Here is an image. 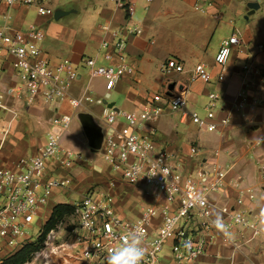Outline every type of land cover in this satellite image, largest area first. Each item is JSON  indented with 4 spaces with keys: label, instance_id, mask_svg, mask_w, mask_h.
I'll list each match as a JSON object with an SVG mask.
<instances>
[{
    "label": "crops",
    "instance_id": "1",
    "mask_svg": "<svg viewBox=\"0 0 264 264\" xmlns=\"http://www.w3.org/2000/svg\"><path fill=\"white\" fill-rule=\"evenodd\" d=\"M134 1L132 21L140 25L142 32L129 37L126 54L135 73L124 75L118 81L115 91L122 95L119 108L140 111L153 94L165 93L174 82L176 85L171 90L185 94L188 110H199L208 101L209 91L215 90L221 117L229 112L246 76L252 81L248 86L250 93L259 91L261 77L254 72L248 75L246 65L253 63V68L264 73V0ZM256 1L259 8L247 16L248 3ZM38 5L52 9L53 13L40 14ZM196 5L201 9H196ZM58 10L63 14L56 18ZM128 22L127 11L113 0H35L30 5L14 4L11 7L0 0V27L10 26L12 32L27 31L30 27L43 29L45 36L40 46L45 55L53 63L70 59L79 67L80 77L68 88L70 95L76 97L106 94L107 81L102 77H90L82 67V59L100 54L101 42L112 41L111 31ZM103 24H108L110 30H102ZM234 32L238 33L241 45L234 48L229 62L221 68L216 64L215 56L222 40ZM173 57L183 63L184 72L173 74L161 70L162 63ZM200 62L212 75L210 83L192 80L193 68ZM220 71L225 74L222 81L217 78ZM97 85L101 90L96 89ZM9 89H13L12 92ZM113 91H110L109 99ZM0 102V166L6 168H15L20 158L36 153L56 115L74 112L76 130H68L61 144L82 155L85 145L90 155H84L87 162L77 161L68 169L59 168L55 161H50L49 170L54 176L62 178L72 174L71 186L75 185V191L55 189L47 205L49 215L53 206L65 203L60 197L69 195L80 199L83 195L80 193L88 188L84 189L82 185L94 184L99 178L101 181L113 178V184L106 183L117 197V210L124 217L135 219L146 203L153 202L154 197L146 195L143 188L114 178L109 174L111 170L107 164L108 172L98 163L95 155L102 151L103 140L98 150L90 145L80 115L88 114L104 137L111 129L104 122L103 103L84 101L76 110L68 100L46 103L38 99L30 103L10 58L2 64ZM109 103L117 105L115 99ZM230 119L228 125L218 130L200 129L181 113L169 110L148 121V125L156 129V144L171 152L172 163L184 173L195 175L204 165L218 166L227 172L222 187L210 194L214 217L222 216V206L235 204L241 188H252L255 192L253 200L246 198V210L256 214L264 209V104L252 102L244 110L233 111ZM8 140V148L4 150ZM192 145L200 149L195 157L190 156ZM93 168L96 174L93 179H88L86 175L93 174ZM158 224L159 218L154 219L153 227ZM191 226H198L196 217ZM193 264H264V233L236 250L219 242L213 244Z\"/></svg>",
    "mask_w": 264,
    "mask_h": 264
},
{
    "label": "built area",
    "instance_id": "2",
    "mask_svg": "<svg viewBox=\"0 0 264 264\" xmlns=\"http://www.w3.org/2000/svg\"><path fill=\"white\" fill-rule=\"evenodd\" d=\"M1 1L8 7L35 2ZM113 1L127 11L129 22L111 31L114 37L112 41L101 42L100 54L82 59V67L90 77H102L107 81L106 99H109L110 91L115 90L124 75L135 73V68L127 59L126 47L131 35L142 32L140 25L132 21L135 1ZM195 8L201 9L199 5ZM38 11L42 15L53 13L52 9L41 5H38ZM102 30H110L109 25L103 24ZM44 36V31L37 27L13 32L10 26L0 27V73L3 62L10 58L30 103L38 99L46 103L68 100L76 110L84 101H93L88 95H70L68 88L81 75L79 67L70 59H61L56 63L50 61L40 46ZM240 45L237 32L224 38L215 56L216 64L224 68L234 48ZM101 58L105 62H101ZM253 67V63L246 65L248 75L253 72L260 75L259 91L250 93L248 86L252 81L246 76L229 112L221 117L219 96L215 90L208 93V101L203 105L204 115L199 110L187 109L188 101L183 92L168 88L165 93L153 94L140 111L109 106L104 99L95 100L105 105L104 122L111 129L103 137L104 162L123 181L143 188L145 194L152 195L154 200L146 203L135 219L118 212L117 197L110 191L89 190L75 200V227L69 251L65 250L75 264H106L109 250L122 243L120 237L137 228L143 232L146 248L143 264H193L213 244L219 242L236 250L264 233L259 220L262 209L252 214L244 208L246 198H255L252 188H241L233 206L220 208L225 230L214 227L212 221L216 217L213 215L214 204L210 194L222 187L227 172L218 166L204 165L195 175L184 173L172 163L171 152L156 144V129L148 125L149 119L158 117L166 110L181 113L185 119L189 118L204 130H218L228 125L233 111L244 110L252 102L264 104V73ZM161 70L176 74L184 72L185 68L173 57L162 63ZM217 78L218 81L224 80V72L220 71ZM192 80L211 82L212 75L204 63L194 66ZM12 90L9 89L10 92ZM73 118L74 112L56 115L44 143L35 154L20 158L15 168L0 166V262L25 243L33 241V232L40 234L42 225L48 219L47 205L54 190L68 189L73 183L71 174L62 178L54 176L49 170L50 161L65 169L77 161H88L81 153L61 144ZM199 153V147L192 145L190 156L195 157ZM262 168L264 175V166ZM145 174L153 176L149 178ZM194 217L197 218L196 228L191 226ZM156 218H159V224L154 228L153 220ZM35 225L39 227L36 229Z\"/></svg>",
    "mask_w": 264,
    "mask_h": 264
},
{
    "label": "rangeland",
    "instance_id": "3",
    "mask_svg": "<svg viewBox=\"0 0 264 264\" xmlns=\"http://www.w3.org/2000/svg\"><path fill=\"white\" fill-rule=\"evenodd\" d=\"M43 30V29H42ZM47 58L52 61L48 56ZM53 62V61H52ZM97 90H101L100 85L96 86ZM159 92V91H157ZM100 93V92H99ZM122 95H118L116 93V91L114 90L112 93V98L111 99H106V97L100 94H96L95 97L92 96L93 101L97 100L98 98L104 99L106 100L108 103L111 102L112 100H116L117 101V105L116 107L119 108V106H121L120 104V99ZM96 105V104H94ZM102 106H105L104 104H102ZM96 107L98 108V105H96ZM122 108V107H120ZM100 110V108H99ZM100 112V111H99ZM199 113L204 115L205 111L203 109V107L199 108ZM76 130V120L73 119L71 126L69 128V130ZM81 132V130H80ZM8 144H9V140L7 141V144L4 146V150H6L8 148ZM83 150V154L86 155H90L89 153V148L87 146H82ZM83 155V156H84ZM92 155V154H91ZM98 158V163L105 168L106 167V163L103 162V157H102V151H97V154L95 155ZM94 169V168H93ZM92 169V170H93ZM91 170V169H89ZM107 170V167H106ZM95 169L92 171L93 174L89 173L88 175H86V177L88 179H93L92 177L95 176ZM99 171V170H98ZM109 170H107L108 172ZM71 174V173H70ZM109 174L111 176H113L114 178H120L119 174L114 172V171H110ZM72 175V174H71ZM102 178H99V180L94 183L91 184L89 186H87L85 183L82 185L83 188L85 189L86 187H88L87 189H85L84 192H81L80 194H85L87 191L89 190H94V191H111L109 188V183L111 181H113V178H110L106 181H109V183L104 180L101 181ZM91 181V180H89ZM75 185L71 186L69 188V190L71 192H73ZM79 191V190H78ZM70 192V193H71ZM72 194V193H71ZM60 199L63 200V202L68 203V204H72L73 205V201L78 200L79 198H73V196H62L60 197ZM49 217V215H48ZM36 229L39 227V225H35L34 226ZM75 227V217H74V213H64L63 216L60 218V220H58L54 227L49 231V233L46 235V237L44 239H38L39 234H37V232H33V237L35 241L34 245L35 247H37V250L34 251L31 254V257L29 258V260L27 262H25V264H75V262L73 261V258H71V256H67L66 252L69 251V245L71 243V235H72V230ZM68 250V251H65Z\"/></svg>",
    "mask_w": 264,
    "mask_h": 264
},
{
    "label": "clouds",
    "instance_id": "4",
    "mask_svg": "<svg viewBox=\"0 0 264 264\" xmlns=\"http://www.w3.org/2000/svg\"><path fill=\"white\" fill-rule=\"evenodd\" d=\"M147 176L151 178L153 175ZM259 220L262 229H264V209L260 212ZM212 224L218 230H225L223 219L219 215L212 221ZM120 240L122 243L119 247L109 250L106 264H143L146 248L142 230L139 228L130 230L126 235L120 237Z\"/></svg>",
    "mask_w": 264,
    "mask_h": 264
},
{
    "label": "trees",
    "instance_id": "5",
    "mask_svg": "<svg viewBox=\"0 0 264 264\" xmlns=\"http://www.w3.org/2000/svg\"><path fill=\"white\" fill-rule=\"evenodd\" d=\"M74 213L75 206L68 203H58L53 206L51 214L42 225L38 239H44L49 231L54 227L55 223L60 220L64 213ZM35 241L25 243L19 250L12 255L6 257L0 264H25L31 257V254L37 250L34 245Z\"/></svg>",
    "mask_w": 264,
    "mask_h": 264
},
{
    "label": "water",
    "instance_id": "6",
    "mask_svg": "<svg viewBox=\"0 0 264 264\" xmlns=\"http://www.w3.org/2000/svg\"><path fill=\"white\" fill-rule=\"evenodd\" d=\"M248 7L250 8L248 11V15L252 14L255 12L256 9L259 8V3L256 2H251L248 3ZM62 11L58 10L55 12V17L58 18L60 15H62ZM176 83H170L169 84V89H173L175 87ZM109 106L114 105V103H109ZM81 117V121L83 123L84 126V130L90 140V145L94 148V149H100L101 148V143L103 140V135L100 131V129L95 125L93 119L85 113H81L80 115Z\"/></svg>",
    "mask_w": 264,
    "mask_h": 264
}]
</instances>
